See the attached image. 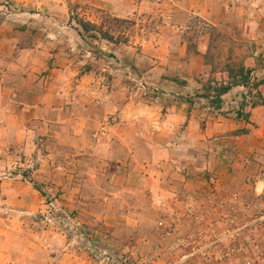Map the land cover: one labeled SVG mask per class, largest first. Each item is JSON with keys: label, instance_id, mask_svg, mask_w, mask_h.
I'll return each instance as SVG.
<instances>
[{"label": "crops", "instance_id": "crops-1", "mask_svg": "<svg viewBox=\"0 0 264 264\" xmlns=\"http://www.w3.org/2000/svg\"><path fill=\"white\" fill-rule=\"evenodd\" d=\"M89 1L114 10L110 3ZM63 5V0L54 1L49 8L54 14L62 13ZM158 5L165 26L158 42L147 45L153 54L143 59L150 63L145 78L155 85L162 76L191 82L190 63L206 53L209 36H198L197 53L184 65L186 41L175 32L190 15L216 25L223 18L220 4L216 0H162ZM65 27L56 26L60 34L50 36L53 39L46 45L30 48L34 57L23 62L19 71L0 69V264H107L77 245H83L77 237L92 243V238L99 237L103 247L109 248L120 243L115 239L117 233L140 231L137 225L143 223L144 205L133 203L128 193L146 194L149 184L152 190L166 192L176 176L192 173L185 169L192 155L182 165L181 157L169 152L195 144L198 130L212 145L208 170L219 166L228 180L233 174L264 175V83L252 90L260 102H245L243 107L239 96L247 87H232L222 96L221 111L216 114L195 102L191 105L165 97L151 105L135 103L123 76L105 78L94 63L84 67L80 64L84 61L76 60L61 34ZM260 45L257 52L242 56V65L251 69L257 81L264 79L258 63L264 57V38ZM184 68L187 75L181 74ZM172 87L167 82L166 88ZM180 93H188V88ZM238 110L247 117H237ZM143 122L150 130L144 140ZM211 138L219 146L210 143ZM154 141L161 144V154L152 160L150 143L155 145ZM32 182L46 191L52 205ZM95 207L98 213L92 211ZM57 211L71 216L50 221ZM67 223L70 227L66 229ZM89 229L90 234L86 233ZM69 230L81 236H71ZM161 232L162 237L169 234Z\"/></svg>", "mask_w": 264, "mask_h": 264}, {"label": "rangeland", "instance_id": "rangeland-1", "mask_svg": "<svg viewBox=\"0 0 264 264\" xmlns=\"http://www.w3.org/2000/svg\"><path fill=\"white\" fill-rule=\"evenodd\" d=\"M54 1L60 3V0H0L1 70L9 67L19 71L23 62L34 57L28 50L52 40L50 36L60 34L56 26L63 25L66 27L61 34L66 37L76 60L84 61L80 63L84 67L94 63L105 78L123 76L133 90L135 103L151 105L165 97L167 101L191 105L195 102L208 113L216 114L220 108L200 96L207 90L213 94L211 89L206 90V84L208 81L227 82L226 65L242 64V56L257 52L264 38V0H216L223 16L216 25L190 15L184 17L175 32V36L186 41L184 65L190 55L197 53L198 36L205 33L209 36L206 53L190 63L193 67L191 82L162 76L155 85L145 78L150 63H144L143 59L153 54V48L147 47L149 42H158L163 33L165 23L158 5L162 0H101V5H113L112 11L97 7L89 0H63L64 10L56 14L49 8ZM80 20L87 28L80 25ZM165 33L169 35L170 31L165 30ZM155 47L161 50L158 44ZM262 60L258 63L264 71V57ZM186 72L184 68L181 74L187 75ZM168 78L167 82H172L171 89L166 88L167 82H164ZM262 81L264 79L257 81L254 73H250L244 85L246 93L239 96L241 107L245 102H260V96L252 90ZM186 87L188 93L181 94ZM156 113L162 117L158 109ZM135 127L131 126L129 131ZM141 130L144 140L150 132L145 122ZM202 134L198 130L195 144L169 152L181 157L182 165L189 162V156L194 157L190 159L191 168H188L190 164L185 168L192 173L185 174L184 178L176 176L171 190H152L153 185L149 184L146 194L128 193L133 203L139 201L144 205L141 213L144 220L137 225L140 231L117 233L115 239L121 244L106 247L121 255L122 264H264V175L233 174L228 180L219 166L208 170L212 145L204 141ZM154 143H150L152 160L161 154V144ZM210 143L219 146L218 142ZM182 168L178 166L177 170L182 171ZM87 195L86 190L84 198ZM98 208L92 211L98 213ZM59 214L71 216L69 212ZM161 230L169 234L162 237ZM90 232L89 229L86 233ZM141 235L145 238L140 239ZM92 240L97 246H105L99 237Z\"/></svg>", "mask_w": 264, "mask_h": 264}, {"label": "trees", "instance_id": "trees-1", "mask_svg": "<svg viewBox=\"0 0 264 264\" xmlns=\"http://www.w3.org/2000/svg\"><path fill=\"white\" fill-rule=\"evenodd\" d=\"M80 25L85 29L86 27V23L83 20L79 21ZM224 72L227 73V78L228 81L224 82H217V81H213V82H209L206 84L205 88L207 89H211L213 91V94H209L207 90L206 92L200 94L201 97L204 98H208L209 102L211 104L214 105L215 108H220L223 102L222 96L227 93L232 87L238 86V85H246L248 82V79L250 77V73H251V69L250 68H246L244 67L242 64H228L226 65ZM260 83H264V81L262 82H258ZM212 84L214 86H212ZM237 117H247V113L242 112L241 110H238L236 113ZM243 130H241L240 132H242ZM24 179V176H23ZM34 188H36L38 191L41 192V194L43 196L46 197V200L48 201V203H50V205H52V201L50 200V198L48 197L46 191H43V188L36 184L35 182H32ZM54 217V218H53ZM50 221H55L56 219L62 220L65 219L67 220V217L56 213V216H50L48 218ZM64 227H70V223H67L64 225ZM73 230V229H72ZM72 230H69V233L71 236H81L80 232H74ZM77 240H79V242H82V246H84L86 248V250H88V252H90L91 254H93L95 256V258H104L107 259L106 263L107 264H122L123 261L121 260H115L112 256L113 255H118V253H115L113 251H108L106 248H103L101 246H97L96 244L89 242V239H85L82 241L81 238L77 237ZM104 251L105 253L102 254V251ZM105 262V261H104Z\"/></svg>", "mask_w": 264, "mask_h": 264}, {"label": "built area", "instance_id": "built-area-1", "mask_svg": "<svg viewBox=\"0 0 264 264\" xmlns=\"http://www.w3.org/2000/svg\"><path fill=\"white\" fill-rule=\"evenodd\" d=\"M101 251H102V250H101ZM104 253H105V252L102 251V254H104ZM112 257H113L115 260H121V261H123L122 258H121V255H119V254H118L117 256H116V255H113ZM99 259H100L101 261H105V262H106V260H108V258H107V259H104V258H102V257H100Z\"/></svg>", "mask_w": 264, "mask_h": 264}]
</instances>
